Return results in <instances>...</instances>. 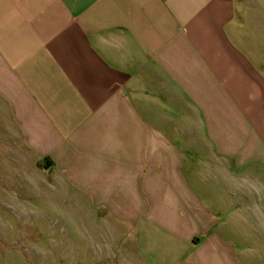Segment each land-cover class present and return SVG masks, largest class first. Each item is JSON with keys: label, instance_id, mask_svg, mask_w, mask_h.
<instances>
[{"label": "crops", "instance_id": "crops-1", "mask_svg": "<svg viewBox=\"0 0 264 264\" xmlns=\"http://www.w3.org/2000/svg\"><path fill=\"white\" fill-rule=\"evenodd\" d=\"M0 171L79 190L145 264H250L264 0H0Z\"/></svg>", "mask_w": 264, "mask_h": 264}, {"label": "rangeland", "instance_id": "rangeland-1", "mask_svg": "<svg viewBox=\"0 0 264 264\" xmlns=\"http://www.w3.org/2000/svg\"><path fill=\"white\" fill-rule=\"evenodd\" d=\"M6 175L0 171V264H145L128 228L87 203L79 190L66 197L49 182L21 184ZM248 211L256 216L253 225L264 228V204L248 205ZM250 239L249 263L264 264L261 240Z\"/></svg>", "mask_w": 264, "mask_h": 264}, {"label": "trees", "instance_id": "trees-1", "mask_svg": "<svg viewBox=\"0 0 264 264\" xmlns=\"http://www.w3.org/2000/svg\"><path fill=\"white\" fill-rule=\"evenodd\" d=\"M45 160V159H44ZM41 165V164H40Z\"/></svg>", "mask_w": 264, "mask_h": 264}]
</instances>
